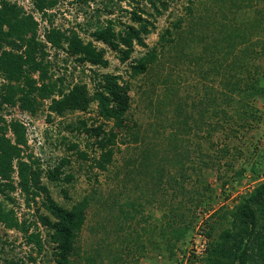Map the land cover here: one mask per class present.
Returning a JSON list of instances; mask_svg holds the SVG:
<instances>
[{
	"label": "rangeland",
	"instance_id": "374dc122",
	"mask_svg": "<svg viewBox=\"0 0 264 264\" xmlns=\"http://www.w3.org/2000/svg\"><path fill=\"white\" fill-rule=\"evenodd\" d=\"M5 1L15 2L20 16L29 17L34 23L36 40L44 43L51 80L57 86L60 82L65 90L82 83L92 93L105 73L118 76L120 83L128 82L130 86L127 115L136 127L132 133L119 134L113 163L104 171L89 167L98 151L92 145H85L84 133L66 128L79 118L93 121L95 104L85 114L78 112L61 118L47 117L48 100L35 103L33 112L22 107L19 95L14 96L13 102L3 101L4 106L0 105V137L13 143L12 124L23 130L25 144H20L21 159L38 168L39 181L54 202L70 208L83 198H92L82 229L73 240L76 252L71 257L72 263L200 264L208 240L203 233L209 221L206 218L219 208L232 209L241 196L257 182L264 181V103L260 100L254 104L261 112L257 125L230 136L228 125L220 123L222 127L213 136L217 139L213 150L222 146L241 147L239 155H235L238 160L233 162L227 155L216 169L197 164V151L209 147L210 142L204 136L216 123L215 118L207 117L204 123L197 121L200 118L197 113L210 103L212 96L221 103L218 110L231 113L221 102L224 81L232 80L240 68L244 71L264 67V17L258 14L262 12V3L256 0H164L162 4L156 1L161 10L157 15L144 0H56L42 11L34 6L38 11L34 12L36 21L23 13L22 9H27L21 4L29 6L25 0ZM132 12H141L153 29L144 39L146 47L134 45L130 57L121 62L116 51L95 41L90 34L108 24L114 32H122L132 24ZM54 31L77 32L85 42L104 48L108 66L77 63L75 58L67 57L63 49L46 41V34ZM42 34L47 43L42 41ZM152 48L158 50L156 61L144 74L131 77L130 65ZM33 79L39 86L37 76ZM3 84L0 81V102ZM31 97L40 99L36 93ZM52 97L58 96L54 93ZM183 118L186 125L176 121ZM175 133L182 140L176 141L177 149H181L179 154L172 143L167 146L169 135ZM133 134L138 136L136 141ZM70 144H77V150L71 151ZM82 152L88 155L87 160L78 157ZM62 158L68 163L61 170L71 171L73 180L69 183L48 181L47 172ZM228 159L233 162V169L223 166ZM235 170L241 171L237 177ZM222 181L227 185L221 186ZM11 197L12 201H6L5 206L14 210L19 221H22V213L27 221L34 219L43 249L36 251L20 232L5 229L0 224V264H52V246L37 217L45 212L40 208L38 197L27 206L26 197L17 186ZM198 197L200 203L196 204ZM173 210L198 217L193 231L180 242L173 241L165 227ZM30 224L33 229V223Z\"/></svg>",
	"mask_w": 264,
	"mask_h": 264
},
{
	"label": "trees",
	"instance_id": "16d2710c",
	"mask_svg": "<svg viewBox=\"0 0 264 264\" xmlns=\"http://www.w3.org/2000/svg\"><path fill=\"white\" fill-rule=\"evenodd\" d=\"M32 1L33 5L42 11L44 8H49L56 0ZM144 1L156 11L157 15L160 14L161 10L158 9L156 1L162 4L164 0ZM256 1L262 3V12L258 14L264 17V0ZM130 21L132 24L126 26L122 32H114L111 24H108L102 29L93 31L90 36L95 41L106 44L111 50L116 51L119 60L124 62L133 52L134 45L146 47L144 39L153 29L152 23L141 12L139 14L132 12ZM34 27L29 17L20 16V10L17 7L5 0H0V77L5 80L2 85L1 101L13 102L14 96L19 95L22 107L33 112L35 103L48 100V118L51 116L61 118L78 112L85 114L89 107L95 104L93 121L89 122L90 120L79 118L75 124L67 125L66 128L77 133H84L85 145H92L98 151L96 157L91 159L89 167L104 171L108 165L113 163L119 134L132 133L136 127L135 122L130 121L127 115L130 101L129 83H120L118 76L105 73L100 76L98 86L92 93H89L86 85L82 83L71 85L65 90L62 89L59 81V86H57L56 82L51 80L50 65L45 60V46L44 43L36 40ZM46 41L57 49H63L67 57L75 58L77 63H89L101 68L108 66L105 49L96 48L91 42H85L77 32L70 31L68 34L60 31L50 32L46 34ZM163 47L162 45L161 49ZM262 50L264 51V48ZM157 53L158 50L152 48L136 58L129 67L130 76L144 74L148 67L156 61ZM251 70L245 68L242 71L240 68L233 75L232 80L224 81L221 102L223 106L231 110V113L217 109L221 103H217L216 96H212L210 103L197 113L200 115L197 120L199 122L204 123L205 117L215 118L216 121L215 126L211 125L212 127H209L212 128L211 131L206 132L204 136L205 140L210 142L209 147L199 148L197 151L199 157L197 164L199 162V165L205 168L212 166L216 169L221 167V159H226L227 155L233 162L238 160L235 155H239L241 147L222 146L216 150L212 149L213 143L217 145V139L215 140L213 136L219 131L218 128L222 127V123L228 125L230 130L227 134L233 136L238 131L245 132L248 130L246 127L249 128L260 122L261 112L254 104L257 100L264 103V67L256 68L253 72ZM35 74L39 86L35 85L37 81L32 78ZM33 93H36L40 99L31 97ZM54 93L57 94V98L52 97ZM201 113L207 115L202 116ZM176 121L181 125H186L184 118ZM11 131L15 136L13 143L3 136L0 137V224L5 229L20 232L26 243L33 245L36 251L40 252L43 249V242L40 238V231L36 230L34 219L32 220L31 217V220L27 221L22 213V221H19L14 210L5 206L6 201H12L11 193L14 192L16 186L19 187L20 194L26 197L27 206L30 205L29 201L35 202V197H38L40 208L45 212L37 214V217L45 229L48 243L52 246V264H73L71 257L76 252L73 240L82 229L88 202L92 198H83L70 208L54 202L47 188L39 181L38 168L35 169L31 162L21 159L20 147L22 143L25 144L23 130L17 124H12ZM137 138V135L133 136L134 141ZM168 139L170 142H167V146L172 143L179 154L181 149H177L179 143L176 141H182L181 137L175 133L169 135ZM88 140L92 142L88 143ZM242 147L248 148L247 146ZM68 148L74 151L78 146L70 144ZM78 157L81 160H87L88 155L82 152L78 154ZM231 159L223 164L229 170L234 166ZM14 163L17 168L16 180L12 175L15 171ZM66 163L68 160L62 158L52 170L47 172V180L61 183H69L73 180L74 176L71 171L64 173L61 170ZM234 172V176L237 177L241 171L235 170ZM61 175H63L62 178ZM226 183L222 181L221 186L224 187ZM188 193L190 195L192 192ZM63 195L67 197L65 191ZM198 203H200L199 197L196 198V204ZM124 214L127 218L130 217L128 213ZM197 219L198 217L193 213L186 216L179 211H171L169 223L165 224L169 237L175 242L184 240L185 236L193 231V224ZM207 219L209 221L205 223L206 229L203 233L208 240L203 252L205 256L201 258L200 264H264V181L257 182L247 194L241 196L237 205L232 209L219 208ZM30 223H33V229H30ZM8 264L24 263L10 262Z\"/></svg>",
	"mask_w": 264,
	"mask_h": 264
},
{
	"label": "built area",
	"instance_id": "2783aa9c",
	"mask_svg": "<svg viewBox=\"0 0 264 264\" xmlns=\"http://www.w3.org/2000/svg\"><path fill=\"white\" fill-rule=\"evenodd\" d=\"M26 1V3L27 4H29V6H26V5H23V4H21L25 9H27V10H24V9H22L23 10V13L25 14V15H31L32 16V18L34 19V20H36L37 21V19L34 17V12L35 11H37L36 10V8H34V5H33V3H32V1L31 0H25ZM11 3L13 4V3H15V2H13V1H11ZM17 3V2H16ZM18 4V3H17ZM14 5V4H13ZM19 5V4H18ZM22 8V7H21ZM29 9V10H28ZM33 10V11H32ZM38 12V11H37ZM43 35V34H42ZM43 37V42H46L45 41V39H44V35L42 36ZM47 43V42H46ZM47 53H48V55H47V58H49V53L50 52H48V50H47ZM36 74L35 75H33V78H36ZM0 81H2V82H4L5 83V80H1L0 79ZM2 104V106H4V103L2 102L1 103ZM13 176H15L14 178L16 179V170L14 171V173H13Z\"/></svg>",
	"mask_w": 264,
	"mask_h": 264
}]
</instances>
